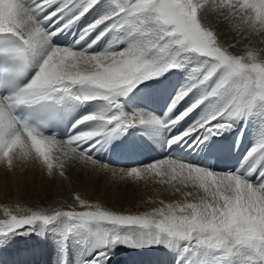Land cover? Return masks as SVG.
I'll return each instance as SVG.
<instances>
[{
  "label": "bare ground",
  "instance_id": "obj_1",
  "mask_svg": "<svg viewBox=\"0 0 264 264\" xmlns=\"http://www.w3.org/2000/svg\"><path fill=\"white\" fill-rule=\"evenodd\" d=\"M157 1L127 0V2H122L120 0L114 4L115 0H99L96 6L69 25L67 21L71 19L75 9L46 19L48 13L59 6L54 4L47 11L37 15L40 24L31 11V0H0V28H8L25 38L32 56V72L24 89L26 92L21 90L14 97L26 101L53 97L62 101L65 112L71 119L70 127L73 130L71 135L63 139L35 136L29 132L20 131L11 117V99L8 97L0 99V152L9 154L7 159L0 156V199L4 197L3 202L6 203V200L12 199L13 205H17L14 203L23 198L28 202L30 197L32 199L50 197L49 203H46L47 201L41 203L42 206L37 205V200L36 204H28L33 208H40L41 213L47 212L43 211L48 209L49 214H54L51 212L56 202L63 201V198L73 199L69 197L71 194L67 193L66 187L58 186V183H64L60 179L66 175L71 178V188L67 189L68 192L79 189L81 190L79 193L85 195L88 191L90 180L94 178L93 172L89 174L83 171L81 166H89L95 171H105L108 174L121 170L128 172L129 170L116 167L114 163L116 154L108 153L107 150L110 135L106 130L109 124L119 116L120 111L134 118V123L129 125L131 130L128 131V135L131 136L135 130V137L141 131L144 138L155 149L154 153H157L158 157L163 153L164 148L162 150V147L167 141V134L172 132L174 136L182 133L196 122L189 113L182 120L172 123L178 116V112H184L187 106L193 104L188 105L187 103L189 101L187 96L191 95L190 91L175 107L171 108H174L175 112L169 110L172 100L181 89H191L195 86L192 77L196 76L197 71L193 72L190 69L193 63H189L190 68L186 66L189 65L185 64L189 60L186 59L188 57L185 58L186 61L182 59L184 63L180 62L181 67H178L179 72L176 76L172 73V68L142 81L132 74L142 65L149 67L153 64L161 65L172 59L169 57L166 59L168 55L165 56L159 52L162 42L159 43L157 37L158 33H163L161 31H164L165 27L150 20ZM180 1L186 5L189 2V7L186 6L185 12L200 19L206 32L216 42L222 44V53L225 52L224 61L219 54V59L209 60L202 66L205 68L198 71V74L202 72V75H199L200 79L202 80L204 74L211 72L213 67L216 70L211 73L210 79L218 74L220 75L218 82L222 79L224 72L229 75L231 71L232 77H230L234 81L227 90H229V95H234L236 99V101L234 99L235 109L243 111L241 119L240 117L235 120L232 117L222 118L227 122V127L223 128L225 132L221 129L219 134L207 136L202 140L201 137L205 135L203 132L193 133L183 141L201 148L208 145V141L213 137L221 134L243 143L245 156L239 161L238 170L234 172L235 174L238 171L245 173L247 163L243 160L249 156L248 153L253 147L264 140V103H259V99L258 101L256 99L259 82L264 78L257 73L260 68L264 70V0ZM100 6L103 9H99ZM158 15L156 12L155 16ZM97 19L101 21L98 26L95 25ZM88 25H93V27L85 31ZM129 27L137 31L134 32L135 34L132 32L134 36L125 35ZM75 33L77 36L74 38ZM62 38L64 42L60 46ZM164 44L166 46L167 43L164 42ZM172 45H168V48ZM164 48H161V51ZM178 48L175 49L178 50ZM186 48L179 49L185 52ZM101 52L104 58L95 60ZM177 53L175 52V55ZM91 55L94 56L93 59L90 58ZM190 62H192L191 59ZM106 64L113 65L117 71L116 76L98 75L99 66ZM147 76L142 75L139 78L143 79ZM34 78L35 83H33ZM125 90L128 91L118 96ZM118 103L120 108L117 110ZM250 105L254 109L258 107L262 113L259 115L253 113L249 117V107L253 109ZM137 113L144 117L143 122H136ZM85 117L88 119H84ZM117 124L113 127H117ZM127 126V124H121L118 128L124 129ZM101 143H103L102 146L98 148ZM137 143V149L133 152L129 150L130 154L134 156V151H142L144 159H152L153 156L143 150L144 144ZM250 157L259 159L256 162L259 164L255 173L256 178L252 183H264V148H257V151ZM133 160H135L134 157ZM161 164L168 167L165 169H176L174 170L176 177L171 176L173 183L169 184L164 180L165 193L168 190L179 191V193L170 191L171 193L164 197L171 199L175 204L179 201L181 204L186 201L196 203L195 206H199L198 210L187 211L191 215L197 213L196 216L204 218L207 215L205 206L209 201L212 203L211 200L214 198L212 193L202 195L198 193L199 185L211 191L218 185L232 189L236 196L230 200L237 199L238 207L230 210L232 213L228 220H234V222L228 221V217H225V221L222 220L223 218L215 219L219 223L218 227L226 228L217 234L213 233L210 228L212 224L199 226L198 230L194 228L190 230L181 223H177L179 226H175L183 229L179 234L178 231L176 233L171 230L159 231L156 223H165V221H152V230L136 225H125L124 228L118 226L117 234L126 238L128 242L113 243L106 247L104 244L100 245L94 235L95 225L86 223L85 225H89L87 228L76 225L73 227L70 220L66 219L64 212L60 211L55 214L56 219L51 224L44 226L43 222H35L34 225L21 229L22 232L19 235V232L17 233L20 244L16 249H0V264H45L43 252L49 264H83L92 256L98 258V254L99 257L106 255L111 258L110 264H128L141 261L156 253L160 255L166 253L177 257L184 252L191 257V264H250L251 261L257 260L255 255L261 256L260 260H264V252L260 250L264 248V194L254 190L251 185L242 182L240 178L222 180L217 174L209 175L207 170L196 171V167L167 158H164ZM143 165L140 164L136 169L145 168ZM165 169L161 167V170ZM39 175L43 180L38 179ZM197 176L203 177V180H197ZM17 179L21 182H16ZM47 179L51 180L46 181ZM149 185L151 186L150 183ZM6 190L11 193L15 192V196L3 195ZM161 191L164 190L161 189ZM182 195L186 200L182 198ZM164 197L162 196L163 199ZM5 206L7 209L10 207L7 204ZM42 207L45 209L42 210ZM186 209L176 210L183 213ZM240 213L244 214L242 216L246 219L245 221L242 220V216H238ZM111 225L104 224L105 227H111ZM237 232L243 236H238ZM64 235H67L66 240H64ZM244 236L248 239L242 241L240 238ZM259 247L261 248L258 249Z\"/></svg>",
  "mask_w": 264,
  "mask_h": 264
},
{
  "label": "rangeland",
  "instance_id": "obj_2",
  "mask_svg": "<svg viewBox=\"0 0 264 264\" xmlns=\"http://www.w3.org/2000/svg\"><path fill=\"white\" fill-rule=\"evenodd\" d=\"M121 1L127 2V0H121ZM118 2H120V0H115L114 4H116ZM186 6L189 7V2H187V5H186V4H184L183 1H180V0H158L155 3V9L153 10V15H150V20L157 23V25H162L163 27H165L164 31H161L163 33H158L157 39H159V41H160L159 43L162 42V44H160L161 48H164V47H167V48H164L161 51V48L159 47V52L165 54V56L167 54L168 56H166L167 57L166 59H168V57H169L170 59L172 58L171 60L174 59L176 64L178 63L177 64L178 66L172 67V69L169 68L172 70V73H174L175 76L179 72L177 70V69H179L178 67H181L180 62L182 61V63H184L186 61V59H189V60H187L185 62V64L193 63L191 68H190V64L186 65L193 72H196L197 70L199 71L200 69L205 68L202 66L207 64L209 60L219 59L218 58L219 54L222 56L223 61L225 59V57L223 55V54H225V52L222 53V50H223L222 44L220 42H216L213 38H211L209 33L206 32L207 30H206L205 26L202 24V22L200 21V19L195 17L193 14H188L185 12ZM99 9H103V8L101 7ZM156 12H157V15L159 14L158 16H155ZM174 13L182 14V16L184 18L191 21V24L181 28V30L179 32H177L176 28L174 26ZM165 21H168V22L166 23ZM127 30L128 31H126L125 35L127 34L128 36H130L131 34H132V36H134V34L137 32L136 30H134L130 27ZM132 32L133 33L135 32V33L133 34ZM181 32H183V34H181ZM177 40L182 41V45L177 44L175 42ZM164 42L167 43L166 46H165ZM168 45L169 46L172 45L173 47L171 46L168 48ZM177 46L179 48L187 47L185 49L187 52L185 51L186 52L185 53L183 49H181V51H180V49ZM175 48H178V50ZM174 51L178 52L176 54L177 57H176ZM180 54H181V56H180ZM173 55H175V56H173ZM179 56H180V60H179ZM186 57H188V58H186ZM90 58L93 59L94 56L91 55ZM103 58H104V55L101 52L100 54L97 55V58L95 60H99V59H103ZM182 59L185 61H183ZM190 59L192 60V62H190ZM166 63H168V61H166L162 64L164 65ZM196 63L198 65L200 64V66H198ZM162 64L160 66H163ZM150 67L148 65L140 66V68H146L147 69V71L144 72L143 76L149 75ZM215 70H216V68H214V70L212 69L211 73L214 72ZM198 71L196 72V76L192 77V82L195 84V86H193L189 92L191 94L189 104L194 103L197 100L201 101L199 103V105L192 111V116L197 118L196 121L207 116L209 113H215V112L221 111L223 109V107H225V105H227V104H232L234 110H236L235 109L236 108V105H235L236 99H235L234 95L230 96L229 92H228L229 90H227V88L229 86L230 87L232 86V84H233L232 82L234 81V79L231 78L232 75H230L232 72L230 71V73L228 75L226 72L223 71L225 73V76L223 73L222 79L220 80V81H224V83H225L223 89L219 90L217 92V94H215V95H209V93H211V91H212V88L218 82L220 75L217 74L218 79L216 76V77H212L208 81L201 82L202 80L200 79V76L202 75V72L200 74H198ZM98 72H99L98 75H103V74H106L109 76H116L117 75V71L113 67L112 64L100 65ZM257 73L259 76L262 75V77H264V70L263 69L260 68L259 70H257ZM228 80H232V81L229 82ZM211 81H213V82H211ZM259 83H258L259 84V87H258L259 91L257 90L258 94L256 95V99H257V101L259 99V101H258L259 103L260 102L264 103V78H262V80ZM234 99H235V101H234ZM250 106L252 107V105H250ZM255 110H256V112H255ZM248 112H249V114H248L249 117H251V115H253V113L254 114L256 113L259 115L260 113H262V110L258 109V107H257V109L256 108L251 109L249 107ZM117 117L113 121L115 124H117V122H118ZM239 117H240V119L243 117V111H242V113H240L237 116L232 117V118L235 120L236 118H239ZM222 118L226 119L227 117H223V115H222L221 118H218L217 121H213L214 123L213 122L212 123L216 124L217 122H220V119H222ZM115 121H117V122H115ZM135 137H136V135H135ZM102 144L103 143H101V145L98 146V148H100L102 146ZM163 145H164V143H163ZM0 156H2L4 159H7L9 157V154H7L6 152H2V153L0 152ZM40 159H42V158L40 157ZM163 159H164L163 157H160V159L159 158L158 159L148 158V160L145 159V163L143 166L145 168H147V167L153 165L151 167L152 168V174L140 177V178H138V180H137V178L134 179V178H131L128 176H123V175H119V174L114 175L113 174V173H119V172H112L111 171L112 173H110L111 174L110 175V174L106 173L105 171H95L89 166H81L83 171H85L89 174L91 171L93 172L94 178L90 180V185H89L88 191L85 193V195L79 193V192H81V190H79V189L76 191H73V192H68V190L71 188V185H70V179L71 178L68 175H66L65 177L60 179V181L62 183L63 182L64 183L63 184L58 183V186L66 187L65 189H66L67 193H70L71 195H73V196L69 195V197L70 198L73 197V199L66 200L63 198V201L56 202L55 203L56 205H54V210H52L51 213L57 214V213H60V211L64 212L63 214L66 215L67 220H70L71 225L73 227L75 225L77 227L78 226L83 227L86 223H91V224L95 225V228L97 229V225L120 224V222L117 220H114V219L109 218L107 216H101L99 214L102 211H106V212H111L114 214H135L137 216H140L141 214H145V215L150 214L151 221H165V223H161V222L156 223L159 226L156 228H158V230L161 232L162 231L167 232V231L171 230V231H174V233H176L178 231V234H179L180 232L183 231V229H179L180 227H176L175 225L179 226V224H177V223H181L184 227H186L190 230H192L193 228H194V230H198V229H200L199 226H205V225H211L212 224L210 226V228L213 230V233H215V234L219 233V231L226 230V228L223 226L218 227L219 223H218V221H215V219L219 220V219L223 218L222 220L225 221L226 218L228 217L227 218V220H228L229 217L231 216V213H232L230 210L236 209L238 207V200L237 199L230 200L231 198L236 196L235 192L232 189H228V188L224 187L223 185L222 186L221 185L216 186L215 188H213L212 191L209 189H206L205 186L199 185L200 188L198 189V193H200L201 195L203 193L204 194L212 193L214 195V198L211 200L212 203L210 201L207 202V204L205 206V210H206L207 215L204 218L196 216L197 213H192L195 216L191 215V213H188V212H191L193 210L194 211L198 210L199 206H195L196 203H190V202L186 201L187 203L184 202L183 204H181L179 201L178 203L175 204V202H172L171 199H169L170 200L169 201L168 199H166L164 197L165 195H169L171 192L172 193H177V192L179 193V191L168 190V192L165 193L164 180L166 183H169V184L173 183V181L171 180V176L176 177V175L174 174V170H176V169H172V170L165 169L168 167L167 166L164 167L165 164H161ZM154 162L157 164H155ZM138 167L123 168V169L131 171V170L136 169ZM161 167H162V169L164 168L165 170L164 171L161 170ZM18 171L20 172L21 170H18ZM152 178H154V179L152 180ZM38 179L43 180V178L40 175L38 176ZM49 180H51V179H47L46 181H49ZM197 180L202 181L203 177L197 176ZM16 182L20 183L21 180L17 179ZM148 182L151 184V186L149 185ZM156 186H158V187H156ZM130 188H132V189H130ZM161 189H163L164 191H161ZM146 190H148V191H146ZM82 192H84V191H82ZM158 194H160V195H158ZM3 195L15 196V192L12 191V193H11V191L9 192V190H6L3 192ZM162 196L164 197V199L162 198ZM183 196L184 195H182V198L184 200H186ZM16 197H18V195H16ZM84 197H85V199H84ZM30 199L32 202L29 201ZM30 199H28V202H27V199L25 200L23 198V200H21L17 203H14L17 205H13L12 199L6 200V203H5V202H3V200H5V199H4V197H2L0 199V200H2V202H0V211H1L0 212V218H3V212L5 210H11L13 212L21 213L24 215L29 214V212H38V210H40V212H41L40 208L39 209L37 207L33 208V206L31 207V205H29L28 203H33V204L35 203L36 204L38 202L37 205L42 206L41 203H44L46 201H47L46 203H49L48 200L51 198L45 197L42 199L41 198H39V199L33 198L32 199V197H30ZM36 200H37V202H36ZM176 201H178V199H176ZM25 202H27V203H25ZM5 204H7L10 207L7 209L6 206L4 207ZM18 204H20V205H18ZM179 208H181V209L187 208V209L184 210L183 213H182V211H179V212H181V213H179L176 210ZM43 209H45V208L42 207V210ZM142 210H143V212H142ZM45 211H47V212H45ZM43 212H45L46 214L48 213V215H53V214H49L50 211L48 209H45ZM185 212H187V213H185ZM211 213H213V214H211ZM243 213L246 214L245 212H243ZM243 213L238 214V216L244 215ZM242 220L245 221L246 219L242 216ZM228 221L234 222V220H228ZM51 222H49L47 224L43 223V225L46 226L48 224H51ZM34 224H35V222L32 225H34ZM32 225L22 226L18 230L13 229V230H7L6 232L0 233V238H1L0 239V242H1L0 243V249H2V250L16 249L17 246L20 244V242H19L20 238L18 237V235L20 234V232H22L21 229H24L26 227H30ZM124 227H125V225H121V228H124ZM17 233H18V235H17ZM237 235L243 236L242 234H239L238 232H237ZM9 238L12 239V241H9L10 240ZM41 239L43 240V235H42ZM240 239L242 241H244L248 238L246 236H244V237H241ZM8 241L13 243V244L9 245ZM100 245H103V244L100 243ZM93 247H94V245H93ZM260 248L261 247H259L258 249H260ZM255 259L260 260L262 258H261V256L255 255Z\"/></svg>",
  "mask_w": 264,
  "mask_h": 264
},
{
  "label": "snow or ice",
  "instance_id": "obj_3",
  "mask_svg": "<svg viewBox=\"0 0 264 264\" xmlns=\"http://www.w3.org/2000/svg\"><path fill=\"white\" fill-rule=\"evenodd\" d=\"M98 2L99 0H95V2H92V0H49L48 3H45V0H31V5H32L31 11L34 15V18L41 24V22L37 19V15L41 12L47 11L54 4H58L59 6L54 11L49 12L48 15L45 17L46 19H50L52 16H56L58 14H63L64 12H67L70 9H75V12L73 13L71 19L67 21V24L70 25L74 23L76 20H78L81 16H83L87 11H89V9L96 6ZM100 23L101 21L99 19L95 21L96 26L100 25ZM190 24H191V21L184 18L182 14L174 13V26L177 32H179L181 28L188 26ZM92 27L93 25H88L85 28V31H87L88 28H92ZM175 42L177 44H182V41L180 40H177ZM176 66L178 65L175 63L174 59L164 64L163 66H160L159 64H153L149 69V75L147 77L143 79H140L138 77L137 79L139 81H142L149 77L157 76L160 73L167 70L168 68H172ZM213 70H214V67H213ZM210 77H211V72L209 71L207 75L204 74L202 76L201 82L208 81ZM223 87H224L223 81L217 82L215 86L212 88V91L211 93H209V95L217 94V92L223 89ZM128 90L120 92L118 96L124 95ZM190 90H191L190 88L181 89L176 94L174 99L172 100L169 110L171 111V108L175 107V105L178 104L188 94ZM200 102H201L200 100H197L195 103L189 106L184 112L176 116L175 120L172 121V123L182 120L185 116H187L190 112H192L199 105ZM119 108H120V105L118 103L117 110ZM241 112L242 111L234 110L232 104H227L221 111H218L215 113H209L207 116L196 121L191 127H189L184 132L179 133L175 135L174 137H172L169 143L171 144V143L180 142L184 138L192 135L193 133L203 132L205 135L201 137V140L206 138L207 136H210L213 134H219V131L223 129L224 127H226L227 124L226 123L221 124L219 122H217L216 124H213L212 122L218 120V118H221L222 115L223 117L231 118V117L237 116ZM117 120L119 121V123L117 124V127H120L121 124L131 125L132 123H134V118L132 116H127L121 111L119 112V116L117 117ZM143 120H144V117L140 113H137L136 122H143ZM77 124L79 123L77 122ZM257 148H264V140H262L261 143L258 144L257 146L253 147L249 151L248 155L250 156L252 153L256 152ZM199 170H207L209 175L217 174L222 180H232L235 178H240L242 182H246L247 184L251 185L254 190L264 194V183L253 184L235 173L210 171L206 168L196 166V171H199ZM113 174L128 176V177L135 179V178H140V177L152 174V168L151 166H149L143 169H133L129 172H124L123 170H121L119 173H113ZM99 214L101 216H107L109 218H112L120 222V224H113L111 225V227H105L104 225H97V229L94 235L96 236L97 240L101 244H104V245L128 242L126 238L120 237L116 232V228L121 225H136V226L138 225L141 228L152 230V221H151L150 214H147V215L141 214L140 216H137L135 214H114V213L106 212V211H102ZM55 219H56L55 214L46 215L41 212H29V214L24 215L21 213L13 212L11 210H5L3 212V218H0V233L6 232L7 230H13V229L18 230L22 226L32 225L34 222H43L47 224L51 221H54ZM88 226L89 225H85L83 226V228H87ZM156 233L160 234L158 232ZM261 251L264 252V248H262ZM104 259H107V257L105 256L103 257V259H100L99 254H98V258L94 262H90V264H103ZM250 264H264V260L251 261Z\"/></svg>",
  "mask_w": 264,
  "mask_h": 264
},
{
  "label": "clouds",
  "instance_id": "obj_4",
  "mask_svg": "<svg viewBox=\"0 0 264 264\" xmlns=\"http://www.w3.org/2000/svg\"><path fill=\"white\" fill-rule=\"evenodd\" d=\"M49 2V0H45V3H48ZM166 23L168 22V21H165ZM181 34H183V32H181ZM45 63H47V61H45ZM125 63H127V62H125ZM145 71H147V69L146 68H138V69H136V70H134L133 72H132V74L135 76V77H140V76H142L143 74H144V72ZM39 75V74H38ZM33 83H35V78H34V80H33ZM85 119H88V117H85Z\"/></svg>",
  "mask_w": 264,
  "mask_h": 264
}]
</instances>
